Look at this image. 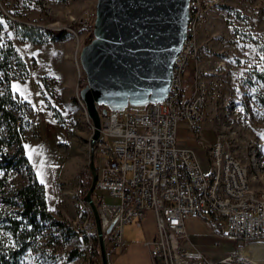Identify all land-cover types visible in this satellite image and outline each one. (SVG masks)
Segmentation results:
<instances>
[{
  "label": "rangeland",
  "instance_id": "rangeland-1",
  "mask_svg": "<svg viewBox=\"0 0 264 264\" xmlns=\"http://www.w3.org/2000/svg\"><path fill=\"white\" fill-rule=\"evenodd\" d=\"M218 1L207 14L208 23L199 39L202 63H211L204 78L207 117L202 139L210 143L223 138L248 170L253 188L264 191V0ZM97 3L0 0V44L11 41L28 67L26 76L18 66L9 70L10 75H18L11 82L13 93L30 104L28 108L18 106L15 112L26 124V154L45 185L50 213L63 225L48 222L33 239L22 264H89L88 244L74 230L79 204L73 193L91 162L92 132L80 102L81 87L87 84L80 54L93 39L87 42L91 35L85 21L88 14L95 15ZM15 24L46 32L40 43L21 41ZM79 24L84 30L76 28ZM61 31H65L63 36L58 35ZM193 63L186 77L194 72ZM190 139L187 125L181 124L179 142L187 144ZM3 176L0 172V179ZM25 182L18 171L7 174L0 184V212L17 218L8 195ZM104 196L108 203L116 202L108 194ZM3 225L0 223V240L10 243L12 235ZM186 229L193 243L211 258L228 255L237 247L225 236H217L203 218L186 221ZM154 233L157 227L152 213L147 214L142 227L136 223L126 226L127 248L121 252L108 247V263L154 264L145 246ZM97 264H102L101 259Z\"/></svg>",
  "mask_w": 264,
  "mask_h": 264
},
{
  "label": "built area",
  "instance_id": "built-area-1",
  "mask_svg": "<svg viewBox=\"0 0 264 264\" xmlns=\"http://www.w3.org/2000/svg\"><path fill=\"white\" fill-rule=\"evenodd\" d=\"M219 4L218 0H190L187 38L174 62L164 101L101 115L100 135L89 151L94 153L98 176L92 199L107 250L124 252L126 226L142 227L147 214L153 213L157 234L145 246L154 264H264L240 252L242 243L264 241V191L253 188L248 170L220 136L208 148L200 138L197 147L178 140L181 124L197 136L207 117L204 78L211 63H202L199 39L207 14ZM95 19L96 13L88 14L85 21L92 38ZM191 62L195 63L193 82L187 88ZM80 102L86 111L81 97ZM88 120L91 141L95 127ZM90 164L73 193L79 204L73 224L88 244L89 264H97L101 259L98 229L92 207L84 199L93 180ZM104 194L116 202L108 203ZM199 218L217 236L237 244L235 251L218 259L205 255L186 229V221Z\"/></svg>",
  "mask_w": 264,
  "mask_h": 264
},
{
  "label": "water",
  "instance_id": "water-1",
  "mask_svg": "<svg viewBox=\"0 0 264 264\" xmlns=\"http://www.w3.org/2000/svg\"><path fill=\"white\" fill-rule=\"evenodd\" d=\"M189 4L190 0H98L94 37L80 54L87 77L80 97L95 127L91 145L99 138L101 115L108 110L123 111L167 98L174 62L187 38ZM90 166L93 180L84 199L94 212L101 262L109 264L92 199L98 178L94 153Z\"/></svg>",
  "mask_w": 264,
  "mask_h": 264
},
{
  "label": "trees",
  "instance_id": "trees-1",
  "mask_svg": "<svg viewBox=\"0 0 264 264\" xmlns=\"http://www.w3.org/2000/svg\"><path fill=\"white\" fill-rule=\"evenodd\" d=\"M14 28L19 40H27L33 44L40 43L44 36L43 31L46 32L24 24H15ZM76 28L84 30L81 24ZM64 34L65 31H61L58 35ZM91 39L92 37L87 42ZM13 66H18L23 76L27 75L28 67L25 61L13 43L6 41L0 44V172L4 174L0 184H3L11 171L22 173L26 182L12 189L8 195V202L15 207L13 213L17 218L7 212H0V223L4 224L5 232L12 235L10 243L0 240V264H22L24 255L33 247V239L44 231L48 222L63 226L57 223L50 213L45 185L38 179L26 154V124L15 112L18 106L28 108L30 104L18 98L11 89L12 80L18 78L16 73H9Z\"/></svg>",
  "mask_w": 264,
  "mask_h": 264
},
{
  "label": "bare ground",
  "instance_id": "bare-ground-1",
  "mask_svg": "<svg viewBox=\"0 0 264 264\" xmlns=\"http://www.w3.org/2000/svg\"><path fill=\"white\" fill-rule=\"evenodd\" d=\"M241 254L251 258L253 261L264 263V241L247 243L240 250Z\"/></svg>",
  "mask_w": 264,
  "mask_h": 264
},
{
  "label": "crops",
  "instance_id": "crops-1",
  "mask_svg": "<svg viewBox=\"0 0 264 264\" xmlns=\"http://www.w3.org/2000/svg\"><path fill=\"white\" fill-rule=\"evenodd\" d=\"M195 65V63H193ZM192 74L193 73H190V75H188L185 79V83H186V87H189L191 86L192 82H193V77H192ZM203 128H205L204 126L201 127L199 133L197 136L195 135H191V139L189 142H187V145L190 146V147H197V144H198V138H200L201 140H203L205 143H206V147H210L214 142H206L204 139H202V131H203ZM153 214V213H152ZM154 215V214H153ZM156 234L157 233H154L153 236L151 237V240L154 239L156 237ZM234 252V251H233ZM231 252V253H233ZM230 253V254H231ZM229 255V254H228ZM226 256V255H225ZM224 257V256H222ZM222 257H217V258H222Z\"/></svg>",
  "mask_w": 264,
  "mask_h": 264
}]
</instances>
